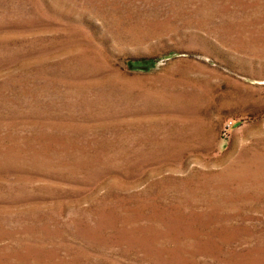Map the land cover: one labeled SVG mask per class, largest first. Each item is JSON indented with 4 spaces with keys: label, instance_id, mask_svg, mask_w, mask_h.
Masks as SVG:
<instances>
[{
    "label": "rangeland",
    "instance_id": "obj_1",
    "mask_svg": "<svg viewBox=\"0 0 264 264\" xmlns=\"http://www.w3.org/2000/svg\"><path fill=\"white\" fill-rule=\"evenodd\" d=\"M0 264H264V0H0Z\"/></svg>",
    "mask_w": 264,
    "mask_h": 264
},
{
    "label": "built area",
    "instance_id": "obj_2",
    "mask_svg": "<svg viewBox=\"0 0 264 264\" xmlns=\"http://www.w3.org/2000/svg\"><path fill=\"white\" fill-rule=\"evenodd\" d=\"M231 125H232V121L231 120L226 121L225 124H224V129L230 128Z\"/></svg>",
    "mask_w": 264,
    "mask_h": 264
}]
</instances>
